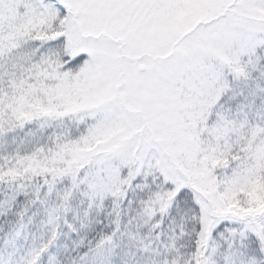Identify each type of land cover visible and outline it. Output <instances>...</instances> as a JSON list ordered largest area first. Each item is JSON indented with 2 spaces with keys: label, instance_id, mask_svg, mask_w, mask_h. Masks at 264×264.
Instances as JSON below:
<instances>
[{
  "label": "snow or ice",
  "instance_id": "1",
  "mask_svg": "<svg viewBox=\"0 0 264 264\" xmlns=\"http://www.w3.org/2000/svg\"><path fill=\"white\" fill-rule=\"evenodd\" d=\"M0 264H264V0H0Z\"/></svg>",
  "mask_w": 264,
  "mask_h": 264
}]
</instances>
